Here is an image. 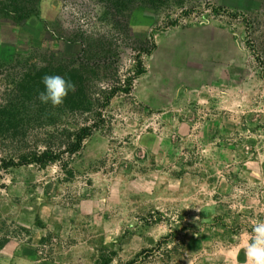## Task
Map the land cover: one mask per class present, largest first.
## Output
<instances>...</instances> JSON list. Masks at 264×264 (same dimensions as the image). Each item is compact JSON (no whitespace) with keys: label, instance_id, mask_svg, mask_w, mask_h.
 <instances>
[{"label":"rangeland","instance_id":"rangeland-1","mask_svg":"<svg viewBox=\"0 0 264 264\" xmlns=\"http://www.w3.org/2000/svg\"><path fill=\"white\" fill-rule=\"evenodd\" d=\"M258 221L264 0H0V264H245Z\"/></svg>","mask_w":264,"mask_h":264},{"label":"clouds","instance_id":"clouds-1","mask_svg":"<svg viewBox=\"0 0 264 264\" xmlns=\"http://www.w3.org/2000/svg\"><path fill=\"white\" fill-rule=\"evenodd\" d=\"M44 91L38 93L43 104L58 107L63 104L69 91H75V85L60 75H45L42 78ZM245 264H264V221L252 225L250 242L245 244Z\"/></svg>","mask_w":264,"mask_h":264},{"label":"trees","instance_id":"trees-1","mask_svg":"<svg viewBox=\"0 0 264 264\" xmlns=\"http://www.w3.org/2000/svg\"><path fill=\"white\" fill-rule=\"evenodd\" d=\"M144 73V68L142 66V63L139 62L138 65V71H137V76L141 75ZM117 92L114 91L110 98L113 97ZM93 130L89 127H85L83 129H81L76 137V143L73 145L72 151L73 152H78L82 149L83 146V142L84 140L89 137L92 134ZM56 159V155L53 154V152H44L42 154L36 155L31 159L28 158H21L20 162L16 163V162H11L9 165H13V166H22V165H30L33 163H37V164H44V163H48L51 161H54Z\"/></svg>","mask_w":264,"mask_h":264}]
</instances>
